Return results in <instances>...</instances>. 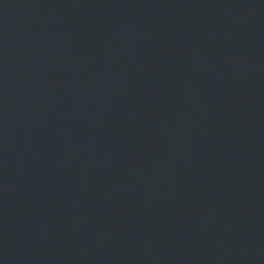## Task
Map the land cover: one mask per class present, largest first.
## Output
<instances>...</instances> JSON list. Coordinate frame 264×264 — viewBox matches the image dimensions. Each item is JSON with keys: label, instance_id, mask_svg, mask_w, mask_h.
I'll list each match as a JSON object with an SVG mask.
<instances>
[{"label": "water", "instance_id": "95a60500", "mask_svg": "<svg viewBox=\"0 0 264 264\" xmlns=\"http://www.w3.org/2000/svg\"><path fill=\"white\" fill-rule=\"evenodd\" d=\"M0 264H264V0H0Z\"/></svg>", "mask_w": 264, "mask_h": 264}]
</instances>
